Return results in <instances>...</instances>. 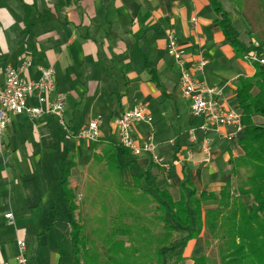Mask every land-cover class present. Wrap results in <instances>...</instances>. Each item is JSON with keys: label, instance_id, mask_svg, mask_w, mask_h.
Wrapping results in <instances>:
<instances>
[{"label": "crops", "instance_id": "crops-1", "mask_svg": "<svg viewBox=\"0 0 264 264\" xmlns=\"http://www.w3.org/2000/svg\"><path fill=\"white\" fill-rule=\"evenodd\" d=\"M218 1L245 47L264 52V0H241L243 11L235 0ZM169 31L194 77L222 88L227 103L242 114L236 82L252 79L256 66L228 43L210 0H0V86L8 65L17 67L29 58L24 80H37L40 68L52 67L56 89L66 93L65 125L53 114L9 115L0 152V264H18V240L26 243L25 264H74L66 236L70 213L61 184L64 169L71 167L69 187L77 193L74 171H90L93 154L103 145H120L115 121L139 103L152 121L135 122L132 135L140 144H156L163 162L158 166L150 155L135 157L127 150L121 157L129 163L123 181L130 185L134 176L143 181L150 169L158 173L160 189L173 186L179 194L185 171L197 191L218 193L229 158L241 154V134L227 139L229 126L206 131L212 160L202 162L198 127L203 118L191 114V100L180 93L179 68L167 51ZM27 105L36 106L35 97ZM96 118L102 141L95 145L78 131ZM252 119L262 121L259 115ZM7 212L14 216L13 225Z\"/></svg>", "mask_w": 264, "mask_h": 264}, {"label": "trees", "instance_id": "trees-1", "mask_svg": "<svg viewBox=\"0 0 264 264\" xmlns=\"http://www.w3.org/2000/svg\"><path fill=\"white\" fill-rule=\"evenodd\" d=\"M210 3L228 43L239 53L247 52L249 49L240 40L226 10L218 0H210ZM255 66L252 79L239 78L236 82L237 102L242 110L243 130L238 140L241 154L229 158L228 170L221 173L222 185L218 193L197 191L185 171L178 199H174L170 191L173 186L163 189L157 186L159 175L150 169L145 171L143 181L141 177L134 176L132 184H126L123 171L129 163L121 157L128 151L121 145L108 143L98 154H93L89 172L96 182H92L90 176L87 182L89 192L82 202H78L75 189L69 187L71 167H65L61 184L70 213L68 223L72 229L70 239L74 264H86L80 254V216L83 209L93 205L94 197L89 194L98 195L101 191L119 195L113 199V205L116 204L113 213L120 217V222L113 225L111 239L105 240L103 245L106 247L99 257L89 256L87 262L90 264H179L188 242L197 238L202 230L217 240L219 264H264V67ZM256 115L262 117L261 122L252 119ZM101 141L98 138L93 144ZM97 202L99 208L106 209L104 216L107 207L100 201H96L95 206ZM107 214L108 211L105 217ZM136 217L141 219L135 220ZM124 218H129V221L123 228ZM132 228H139L137 233H141L137 241L152 242L154 246H133L132 242L136 240L130 236V242L127 240L128 245L125 246V241L122 242L119 236L124 231L135 232ZM146 233L153 235L149 239ZM204 241L210 243L208 238ZM215 261L206 254L193 258V264H215Z\"/></svg>", "mask_w": 264, "mask_h": 264}, {"label": "built area", "instance_id": "built-area-1", "mask_svg": "<svg viewBox=\"0 0 264 264\" xmlns=\"http://www.w3.org/2000/svg\"><path fill=\"white\" fill-rule=\"evenodd\" d=\"M192 23H196V17L191 18ZM257 46V45H256ZM168 53L174 58L179 68L178 86L183 97L191 100L190 112L195 117L203 118L198 127L202 131L198 149L202 154V162L209 163L212 159V139L206 131L214 129L218 131L221 127H231L232 130L225 136L227 139H234L243 130L241 122V112L236 106L227 103L223 97L222 88L213 87L204 79L194 77L192 69L186 64L185 58L174 38L173 31H169ZM244 59L251 64H259L264 67V52L251 49L244 53ZM205 61H199L201 67ZM31 64L27 58L19 66H7L5 69L4 84L0 86V152L4 149L3 135L8 127L11 113L26 114L30 118H37L43 113L56 115L61 125L64 123V112L66 104V93L58 91L55 86V72L52 67L40 68L41 75L37 80H24L21 73ZM35 97L36 106L27 105L29 97ZM150 123L152 117L148 114L144 104L139 103L134 107L124 111L115 121L119 144L129 151L132 156L148 154L155 162L161 160L157 154V146L151 141L138 143L133 135V126L137 121ZM101 120L93 119L84 125L78 136L89 142L98 140L100 137L99 126ZM189 138L192 143L197 141L194 130H189ZM190 158L191 150L187 149ZM159 157V159H158ZM7 223L14 224L12 212L5 214ZM18 251L15 260L18 264H25L26 243L23 240L17 241Z\"/></svg>", "mask_w": 264, "mask_h": 264}, {"label": "rangeland", "instance_id": "rangeland-1", "mask_svg": "<svg viewBox=\"0 0 264 264\" xmlns=\"http://www.w3.org/2000/svg\"><path fill=\"white\" fill-rule=\"evenodd\" d=\"M234 2L236 3V6H238L239 9L243 11V9L241 8V0H235ZM191 119L195 121L193 117H191ZM149 157L152 159L151 156ZM161 162L163 161L161 160L157 162V165L159 166L158 163H161ZM90 176H91V172L89 171L83 172V170H77V171L75 170L73 173L72 184L74 185L76 184L78 202H82L83 197L87 194V192H89L87 182ZM91 181L96 182V179H94L91 176ZM97 185H99V181L97 182L96 186ZM100 185H103V184L100 183ZM170 191L172 193L173 198L178 199L179 194H178L177 189L171 188ZM101 192H99L98 195H95V193L89 194L92 197H94V200L92 201L93 205L89 206L88 208L83 209L82 210L83 215L80 216L81 217L80 228H79L80 236H81V241L79 242V245L81 248L80 254H82V259L83 261H86V264H90V262H87V261L89 260L90 258L89 256L91 254L94 257H99V255L103 252V247H106L105 245H103V243L104 244L106 243L105 240L108 237L111 239L110 231L113 230L114 228L113 225L115 226L116 224L120 222V217L116 216L115 213H113L114 206L116 205V204L113 205L114 203L113 201H115L113 199L115 196H119V195L116 193L115 194L111 193L110 195H108L107 191H106V194L101 193ZM121 197L123 196L121 195ZM244 199L246 202H248L247 198H244ZM96 201H100L106 205L107 211H108V214L106 217H105V214L107 211L104 213V216H103V212L106 209L99 208L98 202H97V206H95ZM109 213H110V216H109ZM134 219L140 220L141 218L136 217ZM114 220H118V222H114ZM128 221H129V218H126V220L124 218V222L121 224V226L124 228V223L128 224ZM66 229L68 230V233H66V236L68 238L67 240L70 241V251L72 252L71 239H70V232L72 229L69 224ZM132 229L135 232L128 233V231L127 232L124 231V233H122L119 236V239L122 242L125 241L124 243L125 246L128 245L127 244L129 241L128 236H130L133 240H136L135 242L131 241L133 246H140V247L154 246L152 242L148 243V241H137L138 239H140V236H141V233H137L139 228H132ZM105 233H106V236H105ZM147 235H149V239H150L151 235L153 234L151 233ZM205 238H208V240L210 241L209 244H206L205 241L203 244V240H205ZM217 243L218 242L216 239L212 238L209 234H207L205 230H202L200 234V238L194 239L191 243H189V246H187L183 250V259L180 261L179 264H193V258L200 254H206V255L212 256L213 258L216 259L215 264H219ZM169 254H171V252ZM72 255H73V252H72ZM66 258L68 259V255L66 256ZM66 258H64V260Z\"/></svg>", "mask_w": 264, "mask_h": 264}]
</instances>
